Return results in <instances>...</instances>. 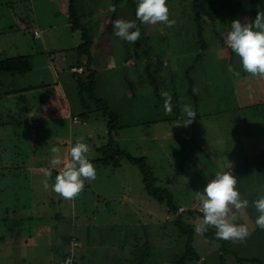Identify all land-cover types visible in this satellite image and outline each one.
<instances>
[{"label": "rangeland", "instance_id": "rangeland-1", "mask_svg": "<svg viewBox=\"0 0 264 264\" xmlns=\"http://www.w3.org/2000/svg\"><path fill=\"white\" fill-rule=\"evenodd\" d=\"M115 1L77 0L76 6L82 25L92 36L99 35L97 22L105 16L108 18V15H113L123 20L129 18L139 28L140 37L144 33L151 35V45L158 52L153 53L159 55L156 57L162 58L161 56L168 54L167 49L173 53L176 48L179 51L177 57L183 52L186 57L180 60L183 64L180 69L174 68V73L160 62L161 59L153 61L151 67L157 77V83H154L145 65L143 46L130 43L131 53L142 64L143 71L141 66L135 65V61L133 71L123 73V82L118 86L120 91H117L116 83L110 85L104 74L99 75L101 83L95 95L105 99L111 110L120 117L119 135L118 132H113L111 138L108 118L91 100H88L87 108L81 105V94L76 80L69 73L66 67L68 65H64V61L76 58L77 54L71 48H78L83 43L82 29L74 31L69 22L70 0H0V60L30 56L31 60L34 58L36 69L24 76L0 73V90L9 89L12 92L13 95L6 102L8 107L15 109V112L5 116L4 122L7 125L0 126V264H55L60 261L64 246L58 243L59 239L69 230L68 218L71 215H82V203L87 208V213L83 215H87L88 220L92 221V215H98V220L105 223L113 219L115 223L119 219L124 223L127 219L136 224L133 230L138 238L145 231L155 232L158 227H162L165 215H169V221L165 220L169 223V235H165V238L169 237V244L164 249L161 264H175L177 256L184 252L187 236L181 234L175 224V220L181 217L184 223L194 227L195 249L206 260L201 264H220L218 244L209 243L203 233L196 231L203 219L197 192L203 191L214 174L231 171L230 163L237 160L249 170V175L253 169L258 170L256 177L259 176V183L264 186V154L259 151L264 147V79L252 77L250 74L249 80L239 76L243 69L240 68V62L237 63L240 61L238 56L234 57V61L237 60L235 65L237 64L239 75L232 79L234 76L227 70L232 50L224 39L234 20L239 19L242 23L251 21L250 0H211L214 3L213 9L216 10V20L213 24L206 20L202 22L203 38L208 50L201 49V45L196 43L198 28L193 20V0H167L169 19L176 22L173 27L165 23L156 26L144 25L132 16L133 8L129 0H123L117 5ZM36 27L43 37L50 39L47 52L51 59L47 53H44L45 58L50 62L55 60L57 66V69L51 66L46 71L40 70L44 77L39 80L32 78L38 72L40 61V40L34 38ZM123 41L118 40L115 45L117 50L122 51ZM201 44L205 47L204 43ZM68 49L70 50L67 51ZM198 53L203 54L202 59H195ZM120 57L123 58V52H120ZM96 62L100 64L102 61L98 58ZM193 64L199 69L202 66V69H193ZM131 66L128 68L132 69ZM65 67L63 73L61 69ZM118 68L123 69L117 65L116 70ZM51 69L54 75L55 71L59 73L56 77L61 81L69 78L75 85L72 89L68 86L66 89L70 105L64 102L58 111L47 102L50 98V87L34 89L30 93L22 92V99L19 96V89L23 86L48 79ZM134 70L137 75H141V80L133 84L136 97L131 100L127 92L129 84L125 79L133 82ZM114 72L112 70L111 73ZM196 77L210 82L202 81L198 85L195 82ZM247 80L250 87L247 86ZM251 84L255 86L253 91L250 90ZM156 90L160 94L168 92L171 95L174 107L170 115L165 114L164 100L160 99ZM190 90L197 96V100ZM27 97L28 102L25 101ZM185 104L191 105L196 112V119L188 126H183L187 117L181 115L182 106ZM27 108H31L33 112L27 111ZM91 110L96 111V115L84 118L82 114ZM29 116H32L31 120L36 119L43 123L33 124L20 119L22 117L28 120ZM74 116L77 118L74 119ZM8 118L12 122L7 123L5 120ZM81 136L89 147L86 153L88 160L103 156L100 148L110 140L115 147L128 151L132 156L144 157L157 178L155 186L169 190L174 204L184 207L186 211L181 215H172L167 204H161L147 192L139 167L125 158L118 167L94 165L96 179L87 181L89 189H84L73 199V203L72 200L61 198L51 190L52 181L55 183L57 176L53 169L55 167L50 166L54 156L51 149H60L62 161L70 159V148ZM219 140L224 142L217 143ZM54 142L58 144L55 145ZM257 153L260 154L256 156ZM8 164H12V170L7 168ZM62 167L63 165L59 168ZM42 169L50 171V177ZM45 179L49 184L47 190L43 186ZM252 192L259 197L264 194V189L254 186L248 193L240 192L242 199L249 200V208L254 211L252 202L256 199L251 200ZM181 211L180 208L179 212ZM56 215L60 217L57 218ZM115 225L119 227L118 224ZM117 238L116 236L115 240ZM72 245L75 250V240ZM112 252L115 253V250ZM108 254L107 249L106 255ZM196 262L189 264H197Z\"/></svg>", "mask_w": 264, "mask_h": 264}, {"label": "crops", "instance_id": "crops-1", "mask_svg": "<svg viewBox=\"0 0 264 264\" xmlns=\"http://www.w3.org/2000/svg\"><path fill=\"white\" fill-rule=\"evenodd\" d=\"M111 20H112V17L108 15V18L105 16L103 17V19L98 21L97 26H98V31L100 30L99 33H101V31L104 30V28L111 22ZM62 21H64V19H62ZM37 29H38L37 27L34 28V38L36 40H40V44L38 45V50H39L38 54H39L40 61L38 63L39 67L37 68L38 72H36L37 74L32 78L39 80L42 77H44L43 73H41L40 70L46 71V69L50 68L51 66L57 69V66H55L56 65L55 60H51L50 62L48 59L45 58L46 55L44 53H47L48 57L51 59L50 53L47 52L50 39L49 37H43L41 32H39ZM36 32L38 33V35H36ZM105 36L103 34L101 35L99 34L94 39L95 47L93 46V49H92L94 64H93L92 69L96 71L95 73H96L97 87L101 83V79H99V75L104 74L105 78L109 80V84L111 85V84L116 83V89L117 91H120V88L118 86L123 82L122 81V78L124 77L123 73L124 72L130 73V71H133L134 65L131 66L132 69L129 68V70L126 71L124 68L127 67V65L130 66V64L127 63L126 65H124L122 63L123 58L120 57L121 51L119 49L117 50V46L115 47L118 41L115 38L111 39L110 37L106 38ZM71 49L72 51H74V53L76 52L77 54L76 58L73 57L71 58V60L68 59L67 62L64 61V65H68L66 67H68L69 73L73 76V78L76 80V83H77L78 79L86 78L88 76V73H86V70L83 64V62H86L85 60L86 58L80 57L78 55L76 47L71 48ZM177 49L178 48H176V50H173L174 51L173 53L169 52L170 49H167L166 51V53H168L167 55L162 56V58L153 56L150 62L153 63V61H155L156 59H161L160 62H163L165 66L167 65L168 66V67L166 66L167 69H169V67L171 69H174V64H175L176 70L177 68L180 69L181 65L183 64L181 63L182 61L180 60H183L186 57V55L183 52V53H180L181 56L177 57V54L179 53ZM69 50L70 49H68L67 51ZM63 51H66V50L63 49ZM74 53H69V54H74ZM235 56L237 55L231 51L229 63L234 70L233 72H231L232 77L234 76L232 79H235L236 77H238L237 75L234 74L238 72L236 69L237 64L235 65V61L237 60L234 61ZM43 57H44V60H43ZM144 57L145 55H143V58ZM98 58L102 61L100 64H96L97 63L96 60ZM171 58L175 60L173 61L175 63H173L172 60H170ZM33 59L34 58H32L33 68H32V71H30L32 73L35 72L36 70L35 65L33 64ZM147 59L149 61V57H146V60H145L146 66H148ZM238 62L240 61H237V63ZM61 65L62 63H60V67ZM117 65L121 66L123 69L118 68L116 70ZM135 65L139 67L141 66V69L143 71V67L141 63L139 64L138 61H136ZM153 65H155V63ZM66 67L61 69L63 73L65 72ZM74 67H82L83 70L82 72H76L75 70H73ZM192 67L193 69L194 68H197L198 70L202 69V66L200 69L195 65ZM228 67L229 65H227V70H228ZM240 68H242V66H240ZM112 70H115L114 74L111 73ZM216 70L217 69L215 68V71ZM52 72L53 70L51 69V71H49L48 73L49 78L48 79L46 78L45 81H42L41 83H38V84L29 83L27 86H23L21 89H19V92H21L19 94L21 99H22V92L30 93L34 89H39L42 87H45V88L50 87L49 88L50 90H48V94L50 95V98L47 101L50 107H53L55 111H58L59 109H61L62 104H64V102H66L67 105H70L69 101H67L68 98L66 94V89H67V86L70 89H72L75 87V85L72 84L69 78L65 81H61L58 77H56V75H58L59 73L55 71V75H54V73ZM136 73L137 72L135 71V79L133 82L128 79H125V81H127L129 84V91L127 92L131 96V100L136 97L133 84H137L141 80V75H137ZM224 73H225V70H224ZM243 73L244 71L242 70L240 72L241 75L239 76H244L246 79L248 78L249 80L250 76L248 75V73H244V74ZM197 79L198 77H196L195 82L197 81L198 85L202 81L204 82L209 81L207 79H200V78L198 80ZM248 80L246 83H247V86L249 85L250 87ZM192 83L194 82L192 81ZM214 83L216 85L215 81ZM251 86H252V89L250 90L253 91V89H255V86H253L252 84ZM98 89L99 87L96 88V93L98 92L97 91ZM8 90H4V91L0 90L1 91L0 93L2 94L0 96V126L4 125L3 124L4 118L5 116H9L10 111L15 112L14 107L11 108L7 106L8 103L6 102L7 101L6 99L11 98L12 96V95L11 96L5 95V93ZM20 101L21 100L19 99V102ZM25 101L28 102V97L27 99H25ZM131 104H133V102H131ZM27 111H31V113L33 112L31 108H27ZM55 115L57 118L56 112H55ZM94 115L96 114H92L91 116H94ZM31 117L32 116H29L28 120L24 118H20V119H22V122L28 121L33 124L43 123V121H40V120H36V119L31 120ZM48 118L53 119L51 116H48ZM75 118H77V116H74V119ZM54 143L55 145L58 144V142H54ZM50 144L52 145V143ZM251 145L252 143L249 146ZM259 151L262 152L261 154L263 155L264 147H262V150L260 149ZM258 154L260 153H257L256 156ZM251 156H253V153ZM237 161L231 162L232 168L230 170L232 174L236 178L242 177L245 180L246 185L248 186L251 185L252 188L255 186L257 187V189L258 188L264 189V186L262 187V185H259L260 184L259 176L258 178L256 177V175L259 174L258 170L253 169V171L250 172L251 175H249V170L244 168L245 166H241L243 164H240V162H237ZM61 165L56 166L53 169L57 170V168H59ZM202 174L204 175V173ZM215 175L216 174H214L212 176L213 178L212 177L211 178L214 179ZM248 177H249V180H248ZM52 184H54L53 181H52ZM84 189H89L88 182H85ZM237 190L239 191L238 187H237ZM239 192L243 193L241 190ZM248 192L249 191H246V193ZM124 195L127 196V194L125 193ZM80 201H83V200L80 199ZM72 203H73V199H72ZM250 204H251V201H250ZM81 208L82 210L84 209L82 211V215H71L68 218L69 222L67 223V228H69V230L67 233H65L61 237V240L59 239V242H58L60 245L64 246V253L65 252L67 253L69 250L70 251L72 250L73 238L74 237L77 238L76 239L77 247L75 248V251H76V259H77L78 264H140L139 261H141L142 256L146 258V260L142 264H161L163 262L164 249L168 248V244H169V237L165 238V235H169L168 226H167V224L169 223L165 222V220L169 221L170 219L169 215H165V220L163 221L162 227H158L155 230V232L152 230L150 231V233H148L147 231H145V229L147 228L146 226V228L144 227L145 233L143 234L141 238H138V234L135 232V230H133V228L136 227V224H132L127 219L126 221H124V223L122 222V219H119L117 223H115L116 221H113L114 219L108 223H105V222H101L100 220H98L97 218L98 215H92V217H90L89 215V217L92 220L90 221L88 220L87 215H83L87 213V208L84 206V203H82ZM235 214H236V220L234 221V223L246 224L248 226L249 234L243 241H235V242L225 241L224 246L220 242H217V241L214 242L218 244V248H219L218 249L219 259L218 260H220V264H264V231L260 230L255 224L256 218L258 217L259 213L256 210L253 211L248 207L246 210H244L243 214L239 212H235ZM56 217L59 218L60 215H56ZM154 223L155 221H153V225ZM115 224H118L120 228L117 227ZM142 225L145 226V224H142ZM77 226L79 229L77 228ZM56 231L58 230L56 229ZM108 234L110 235L109 239H108ZM154 235H155V238H153ZM116 236L118 238L115 240ZM209 243L212 244V242L210 241ZM222 247L226 249L223 250ZM107 249L109 250L108 255H106ZM111 250L112 251L115 250V253H113ZM223 251H226V253H223ZM160 255H161V259L159 260ZM204 262H206V260L205 258H203V256H201L200 260H198L196 263L201 264ZM59 263L60 261L55 262V264H59Z\"/></svg>", "mask_w": 264, "mask_h": 264}, {"label": "clouds", "instance_id": "clouds-1", "mask_svg": "<svg viewBox=\"0 0 264 264\" xmlns=\"http://www.w3.org/2000/svg\"><path fill=\"white\" fill-rule=\"evenodd\" d=\"M135 15L144 25L156 26L165 23L173 27L176 23L175 20L169 19L167 0H137ZM113 29L115 36L131 44H135L141 36L134 21L116 19L113 21ZM224 39L228 48L239 57L243 71L252 77L264 79V11H259L255 19L248 22L234 20L231 23V30ZM228 70L234 71L231 65ZM234 74L239 75L238 72ZM161 96L164 99L165 114L170 115L173 111L172 97L168 92H162ZM181 115L187 117L183 126L190 125L196 119L195 110L188 104L182 106ZM223 142V140L217 141L220 144ZM51 151L54 156L50 166L56 167L63 163L55 183L51 185V190L65 200H72L84 190L85 180L96 179V169L86 157L89 147L81 136L70 148V159L62 161L60 149L57 147H53ZM42 171L50 177V171L47 169ZM43 186L46 190L49 188L47 179L43 181ZM236 186L237 178L232 172L222 171L216 173L215 178L207 183L202 192H197L203 213L202 223L196 228L197 233L202 234L212 226L216 229L217 239L235 242L243 241L248 236L249 230L246 224L234 223L236 214L233 209L243 214L249 207V200L241 198ZM252 206L259 213L255 224L264 231V194L253 201Z\"/></svg>", "mask_w": 264, "mask_h": 264}, {"label": "trees", "instance_id": "trees-1", "mask_svg": "<svg viewBox=\"0 0 264 264\" xmlns=\"http://www.w3.org/2000/svg\"><path fill=\"white\" fill-rule=\"evenodd\" d=\"M123 0H116V5L119 4ZM134 1V3H133ZM129 2L132 4V16L136 19V5L137 2L135 0H129ZM77 0H70L69 5V14H70V20L69 22L72 24V29L74 31H77L78 29H82V39L83 43L77 48L78 55L80 57L86 58V62H83L86 73H88V76L86 78L78 79L77 80V86L79 88L80 94H81V105L84 106V108L88 107V100H91L95 104L98 105V109L102 110V114L108 118V129H109V135L112 138V133L118 132L121 129V125L119 123L120 117L117 113L111 110V107L105 101V99L100 98L96 96V88H97V80H96V71L93 70V64H94V58H93V46H94V39L95 37L92 36L85 27H83L81 22V16L78 11V7L76 6ZM250 5L252 7V12L249 14L250 20H254L257 16V13L259 11H264V0H250ZM214 3L211 0H193L191 4L192 12H193V20L196 23V27L198 28V40L197 44L201 45V49L208 50L209 48L206 47V41L203 38V27L202 22L206 20L211 22L213 24L216 20V10L213 9ZM117 13V11H116ZM127 18V17H126ZM117 18L112 15L111 22L104 28L100 35L103 34L104 36L107 35L111 39L115 38L117 41H120V38L115 36L114 29H113V21H115ZM126 21H129V18L126 19ZM98 25V22H97ZM146 32V31H145ZM143 37H140L139 40L136 42L137 45L143 46V52L145 54V58L149 57L147 70H149L150 78L154 83H157V77L153 74L152 71V63L151 58L153 56H159L154 51L157 52L155 49V46L151 45V35L144 33ZM124 47L121 48L123 51V60L122 63L126 65L127 63L133 65L135 64V58L134 55H132L130 50V43L123 41ZM201 43H204L205 47L202 46ZM121 51V52H122ZM233 52V51H232ZM158 53V52H157ZM165 53V52H164ZM162 55V53H160ZM167 55V54H165ZM171 55V54H170ZM162 57V56H161ZM203 54L198 53V56L195 57V59H202ZM170 60H173L172 58ZM82 63V61H81ZM194 66V65H193ZM32 60L30 56L22 55V56H16L7 58L4 60H0V73H11L12 75H21L24 76L30 71H32ZM176 68V67H174ZM192 68V67H191ZM126 71L129 69L128 65L124 68ZM169 70L174 73L175 69H171L169 67ZM136 71V70H135ZM1 92V91H0ZM157 94L159 95L160 99L164 100L159 92V90H156ZM191 95H193V91H189ZM2 94L0 93V96ZM5 95L11 96L13 95L12 92L9 90L5 93ZM194 99L197 100V96L193 95ZM264 102H262L263 104ZM96 111H88L83 113L84 118L92 117L91 115L94 114ZM12 111H10L9 114H11ZM6 118V117H5ZM4 118V119H5ZM22 118V117H21ZM7 123L12 122L10 118L6 119ZM4 125H7L5 122H3ZM254 134V133H251ZM1 147V146H0ZM5 150V149H3ZM100 150H103L104 155L100 156L97 159L89 160L93 165L98 166H109L112 165L114 167H118L120 165V161L125 158L128 162L137 165L142 173L143 182L145 185V189L148 193H150L155 200L160 202L161 204H167L169 207V212L172 215H181L186 210L182 206H176L173 201V195L169 190L163 189L161 187L155 186L157 178L154 177V172L151 170V167L148 166L147 160L144 157L137 158L132 156L128 151L120 149L115 147L114 142L112 140L109 141L108 144L103 145V147L100 148ZM6 151V150H5ZM9 170L13 169L12 164H8L7 167ZM60 168H57V170H54L56 175L59 174ZM87 182V180H85ZM261 185V184H259ZM237 187L239 191L242 192L249 191L252 186H248L245 183V180L242 177L237 178ZM253 189V188H252ZM251 194V200H255V198H258L257 193H250ZM250 200V201H251ZM180 208L182 209L181 212H179ZM198 213H201V211H198ZM194 215V213H192ZM175 224L177 228H179L181 234H185L187 236V244L184 248V252L177 256L176 263L175 264H189L190 262L198 261L200 260L201 256L200 253L197 252L194 246V227L192 224H186L182 221L181 217H178L175 220ZM204 236L208 238V240L212 243L214 242H220L223 246L225 245V240L217 239L216 238V229L212 226H209L207 228V231L203 232ZM76 237L73 238V240L76 241ZM223 248V247H222ZM64 253V252H63ZM71 258L70 263H67V258ZM146 258L142 256L141 261H139L140 264L144 263ZM59 262V261H58ZM59 264H78L76 259V251L72 249L69 250L67 253L65 252L61 256V260Z\"/></svg>", "mask_w": 264, "mask_h": 264}, {"label": "built area", "instance_id": "built-area-1", "mask_svg": "<svg viewBox=\"0 0 264 264\" xmlns=\"http://www.w3.org/2000/svg\"><path fill=\"white\" fill-rule=\"evenodd\" d=\"M36 35H38L37 32H36ZM74 69H78V71H76V72H82V70H83L82 67H74L73 70H74ZM181 210H182V209H181ZM70 261H71V258H70V257L67 258V263H70Z\"/></svg>", "mask_w": 264, "mask_h": 264}]
</instances>
